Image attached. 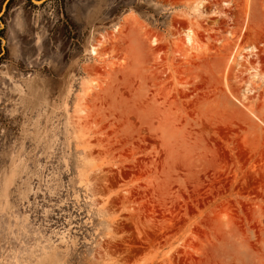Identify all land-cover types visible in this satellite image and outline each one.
Masks as SVG:
<instances>
[{
  "label": "rangeland",
  "instance_id": "374dc122",
  "mask_svg": "<svg viewBox=\"0 0 264 264\" xmlns=\"http://www.w3.org/2000/svg\"><path fill=\"white\" fill-rule=\"evenodd\" d=\"M35 1L0 0V264H264V0Z\"/></svg>",
  "mask_w": 264,
  "mask_h": 264
},
{
  "label": "bare ground",
  "instance_id": "6f19581e",
  "mask_svg": "<svg viewBox=\"0 0 264 264\" xmlns=\"http://www.w3.org/2000/svg\"><path fill=\"white\" fill-rule=\"evenodd\" d=\"M187 34V37H186V43L188 44V45H191L192 46V49H196V47H194V44H195V42H194V38L191 36V34H190V32L188 33H186ZM243 52V51H242ZM91 54L92 55H94V56H96L97 54H98V52H97V48H95V47H93V48H91ZM239 57H241V52L240 53H238V55H236V60H238L239 59ZM231 60V59H230Z\"/></svg>",
  "mask_w": 264,
  "mask_h": 264
},
{
  "label": "water",
  "instance_id": "95a60500",
  "mask_svg": "<svg viewBox=\"0 0 264 264\" xmlns=\"http://www.w3.org/2000/svg\"><path fill=\"white\" fill-rule=\"evenodd\" d=\"M34 2H40V1H35V0H33Z\"/></svg>",
  "mask_w": 264,
  "mask_h": 264
}]
</instances>
